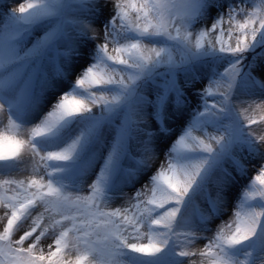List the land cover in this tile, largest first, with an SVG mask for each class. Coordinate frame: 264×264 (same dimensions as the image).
Listing matches in <instances>:
<instances>
[{"label":"rangeland","instance_id":"obj_1","mask_svg":"<svg viewBox=\"0 0 264 264\" xmlns=\"http://www.w3.org/2000/svg\"><path fill=\"white\" fill-rule=\"evenodd\" d=\"M23 2L26 0H0V31L12 8ZM133 2L141 3L142 0ZM260 2L201 0L200 10L189 24L192 36L187 46L176 38L175 30L171 31L172 39L168 34L143 38L126 34L124 41L117 46L134 42L128 40L141 39L146 48L161 52L159 62L146 67L142 74L146 78L129 79L136 70L113 64L112 61L109 64L107 59L98 68V76L112 74L113 70L116 73L114 79L119 80L123 76L124 83L132 88L133 96L129 103L110 105L109 110L98 100L96 105L90 106L89 112L69 117L70 120L67 118L48 136H34L33 133L63 96L71 95L87 101L91 95L112 100L120 94L119 84H86V90L78 88L76 83L89 68L100 63L96 58H101L100 47L105 43V33L111 32L113 27L115 0H61L57 15L44 17L28 26L15 42L19 56L36 47L58 26L61 30L46 47L24 62L17 88L8 94L0 93V105L6 108L0 112V136L22 142L16 154L5 159L10 162L0 160V164L5 165L4 169H8L0 167V218L10 213V209L4 207L5 203L15 202L26 194L25 189L36 191V188H28L33 180L41 185L43 192H47L51 181L52 187L59 189L71 203L69 211L76 216L77 223L87 222L86 208L93 204L99 205L103 211L120 209L122 216L127 212L132 217L139 215L135 207L138 203L142 209L145 206L154 207L147 204L153 196V188L158 186L166 193L172 192L162 180L158 181L161 173L174 177L182 184L185 173L192 170L191 165L206 160L201 175L180 205L177 224L173 223L179 235L173 234V240L163 246L158 245L162 251L150 261L154 264H209L207 258L199 255L182 257L177 254L182 249L188 250L184 244V232L192 233L193 242L203 250L215 241L222 227L227 231L228 226H232L234 230L238 213L242 219L248 209L264 211V184L261 183L264 180V145L257 141L255 133H250L244 122L245 116H254L260 123L252 127L258 136L264 135V121H261L264 117V32L258 33L255 41L242 54L233 56L218 51L220 41L234 46L235 36L239 34V29H235L231 38L228 35L229 13L236 16L237 22H243L237 13L242 14V9L251 12ZM129 15L132 18L135 12L130 9ZM222 19L223 24L213 31V25ZM81 23L96 30L95 38L90 32L81 30ZM200 32L210 35L202 39L201 47L197 48L196 39ZM210 43H215L216 49L210 48ZM109 51L116 55L111 47ZM156 59L152 55V60ZM259 61L263 70L258 73L254 65ZM233 65L239 67V74L229 94V108L219 113V101L222 99L219 88L226 83L225 73ZM157 68L161 69L159 74H152L151 70L156 72ZM144 79V85L135 87L136 84L140 86ZM33 83L35 90L29 88V84ZM169 93L178 100L165 99ZM134 96L137 99L133 100ZM213 104H217L216 110L212 109ZM7 109L12 117L11 123ZM210 111L217 112L212 122H205L212 119L207 116L202 121L197 119V115ZM232 129H236L234 135H230ZM78 138L80 144L72 160L48 159L50 152L63 153ZM216 140H220L222 148H218ZM199 141L213 146L212 156L202 150ZM82 154L86 156L81 164H76ZM51 162L53 166H49ZM77 172L84 174H78L74 179L58 176L59 173ZM110 182L113 187L109 188ZM94 186L102 191L96 192ZM138 194H141L139 200ZM160 195L157 192L158 199ZM94 196V200L89 199ZM172 206L165 204L153 215H161ZM183 208L186 209L183 211ZM41 211L42 206H34L18 224V233L27 230L32 217ZM47 215L62 219L51 210ZM64 223L71 227L70 221ZM4 226L6 219L0 223V233ZM261 228H264V218ZM154 233L155 228L152 233L141 228L139 233L130 231L126 235L146 245L150 239L156 238ZM19 234L15 238L18 239ZM254 241L255 237L252 241L226 249L233 264H264V247L255 245ZM50 242L51 238L46 236L38 246L46 251ZM52 243L54 250V241ZM216 251L218 249L214 255ZM4 259L0 256V261ZM120 259L121 264H133L123 255ZM143 263L148 264L146 261Z\"/></svg>","mask_w":264,"mask_h":264},{"label":"snow or ice","instance_id":"obj_2","mask_svg":"<svg viewBox=\"0 0 264 264\" xmlns=\"http://www.w3.org/2000/svg\"><path fill=\"white\" fill-rule=\"evenodd\" d=\"M60 7L61 0H26L18 7L12 8L11 15L8 17L3 30L0 31V93L8 94L17 88L23 75L24 62L36 55L40 49L46 47L61 30V26L45 36L36 47L29 50L24 56L17 54L16 40L28 26L44 17L57 15ZM200 7L201 0H178V2L176 0H142L141 3H135L133 0H115V20L111 32L105 33V43L100 47L101 62L89 68L76 83L77 87L81 89H86V84L90 86L119 84L121 86L120 94L113 97L112 100H108L104 96L98 98L91 95L87 101L65 95L59 100L54 110L48 114L41 127L34 131L33 135L48 136L67 118L89 112L90 106L96 105L98 100L102 101L104 106L110 110V105L119 104L126 99L130 89L124 83L123 76L119 80L114 79L115 70L112 74L106 73L104 76L96 74L105 58L112 61L113 64L136 70L135 75L129 76V79L139 78L150 63L159 62L161 52L155 48H146L141 43V39L128 40L134 42L127 43L123 47L117 46L121 41H124L123 37L126 34H133L138 38L168 34L169 38L172 39L171 31L175 30L176 38L187 46L191 42L192 36V32L189 31V24L198 14ZM130 9L135 12V16L132 18L129 15ZM253 9L251 12L242 9V14L237 13L243 22H237L236 16L229 13L228 35L231 38L235 29H239V34L235 36L236 43L234 46L225 45L220 41L219 52L233 56L242 54L255 41L257 34L264 32V0L256 4ZM221 24H223V19L214 24L212 30L215 31ZM81 30L90 32L95 38L96 30L88 24L81 23ZM209 35L208 32H200L196 39V47L200 48V41ZM109 36L112 37L111 40L108 39ZM110 47L116 55L110 54ZM209 47L216 49L215 43H210ZM152 55L157 58L155 61L152 60ZM238 74L239 67L237 65H233L225 73L227 81L219 88V94L222 96L219 101V113H223L229 108V94L232 92L233 83ZM22 94L23 92H21ZM5 109L4 106L0 105V112H4ZM212 109L216 110L217 104H213ZM7 114L9 123H11L12 117L8 109ZM237 114L238 116L241 115L240 113ZM216 115V111L203 114V116L213 118L205 122H212ZM261 121H264V117L261 118ZM244 122L247 123L250 133H255L257 141L264 145V135L258 136L256 129L252 127V125H259L260 122L252 115L245 116ZM235 132L236 129H232L230 135H234ZM79 144L80 139L78 138L65 152H50L48 159L68 162L72 160ZM199 144L205 153H214L211 144L206 145L203 141H199ZM216 144L219 146L218 148L223 147L220 140H216ZM21 146V141L6 140L0 136V160L15 155ZM206 163V160H200L191 165L192 170L185 173L182 184L176 181L174 177L161 173V176L157 178L158 181L162 180L172 192L166 193L158 186L153 188V196L147 200V204L153 205V208L145 206L142 209L141 204L138 203L135 207L139 215L129 217L127 212L122 216L120 209L103 211L99 205L93 204L86 208V223H77L76 216L69 211L72 206L71 203L61 195L59 189L52 187L51 181L47 185V192H43L41 185L33 180L28 184V188H36L35 192H28L25 189L26 194L18 197L15 202L4 204L5 208L10 209V213H6L5 218H0V223L6 219V226L0 233V256L5 259L0 261V264H121L120 258L125 249L145 257H155L157 253L162 251L158 245L163 246L170 239L173 240V234L179 235L176 228L173 227V223L177 224L180 205L184 203L185 197L192 189L197 177L201 175ZM100 183L102 184V181ZM261 183L264 184V180H261ZM94 188L96 192L102 191L98 186H94ZM157 192L161 193L159 199ZM140 195L137 196L138 200ZM89 199L94 200L95 196ZM84 203L87 204V201ZM165 204H172L173 206L166 209L163 214L154 216L153 213L156 209H163ZM34 206H42L43 211L33 216L31 226L19 234L18 224ZM49 210L57 213L62 219H58L54 215H47ZM262 218H264V211L262 210L248 209L243 214L242 219L238 213L234 230H232V226H228L227 231L222 227L217 233L215 241L203 250L199 249L193 242L192 233L184 232V244L188 246V250L182 249L177 254L182 257L199 255L207 258L209 264H233L226 249L252 241L254 237V244L264 247V228H261ZM100 220H103L102 224ZM65 221H70L71 227H68L64 223ZM141 228H146L150 233L153 232L154 228H160L164 231L155 232L156 238L150 239L146 245L137 243L133 236L126 235L130 231L139 233ZM258 228H260L259 234ZM17 234H19L18 239L15 238ZM46 236L51 238V242L45 251L38 245L41 239ZM217 249L218 251L214 255L213 253Z\"/></svg>","mask_w":264,"mask_h":264},{"label":"trees","instance_id":"obj_3","mask_svg":"<svg viewBox=\"0 0 264 264\" xmlns=\"http://www.w3.org/2000/svg\"><path fill=\"white\" fill-rule=\"evenodd\" d=\"M181 53V52H180ZM108 62H110L111 63V61L110 60H108ZM171 69H175V67H172ZM160 68H157L155 71L156 72H154V70H151L153 73L152 74H159V72H160ZM158 72V73H157ZM158 76V75H157ZM140 77H144V78H146V76H142V75H140ZM144 83H145V79H144V82L140 85V86H137L138 84H136L135 85V87H141L142 85H144ZM121 87V86H120ZM119 87V88H120ZM129 87V86H128ZM129 89H130V91H129V94H127V97H126V99H124L123 101H121V103H129V101L132 99V96H133V93H132V88L131 87H129ZM162 98L164 97V95L163 96H161ZM130 98V99H129ZM173 98H175V100H178V99H176V96H173V95H170V93L166 96V98L165 99H173ZM134 99H137L136 98V96H134V98H133V100ZM200 116H201V118L202 119H204V118H206V116H203V114H200ZM213 119V118H212ZM211 119V120H212ZM197 155V154H196ZM209 156H212L211 154L209 155ZM8 163V162H7ZM3 167V166H2Z\"/></svg>","mask_w":264,"mask_h":264},{"label":"bare ground","instance_id":"obj_4","mask_svg":"<svg viewBox=\"0 0 264 264\" xmlns=\"http://www.w3.org/2000/svg\"><path fill=\"white\" fill-rule=\"evenodd\" d=\"M254 66H255V69H254V70H256V72H258V73L261 72V71L263 70V64H262V62H260V61H259V62H256ZM242 111H244V110H242ZM241 113H243V112H241ZM76 116H77V115L73 116V118L76 117ZM73 118H72V119H73ZM72 119H71V120H72ZM68 120H70V119L68 118ZM45 244H48V243L45 242Z\"/></svg>","mask_w":264,"mask_h":264}]
</instances>
